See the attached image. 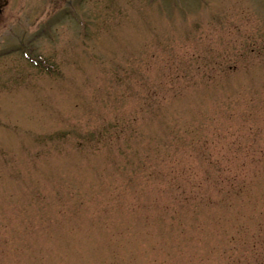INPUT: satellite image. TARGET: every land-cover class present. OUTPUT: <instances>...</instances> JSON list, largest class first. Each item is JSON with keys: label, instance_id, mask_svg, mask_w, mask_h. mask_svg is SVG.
<instances>
[{"label": "rangeland", "instance_id": "obj_1", "mask_svg": "<svg viewBox=\"0 0 264 264\" xmlns=\"http://www.w3.org/2000/svg\"><path fill=\"white\" fill-rule=\"evenodd\" d=\"M0 7V264H264V0Z\"/></svg>", "mask_w": 264, "mask_h": 264}, {"label": "water", "instance_id": "obj_2", "mask_svg": "<svg viewBox=\"0 0 264 264\" xmlns=\"http://www.w3.org/2000/svg\"><path fill=\"white\" fill-rule=\"evenodd\" d=\"M0 18H1V7H0Z\"/></svg>", "mask_w": 264, "mask_h": 264}]
</instances>
